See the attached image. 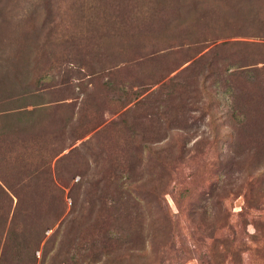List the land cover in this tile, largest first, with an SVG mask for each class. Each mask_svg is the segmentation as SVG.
I'll use <instances>...</instances> for the list:
<instances>
[{"label": "rangeland", "instance_id": "374dc122", "mask_svg": "<svg viewBox=\"0 0 264 264\" xmlns=\"http://www.w3.org/2000/svg\"><path fill=\"white\" fill-rule=\"evenodd\" d=\"M70 1L54 14L60 34L25 50L35 0H0L13 28L0 94L41 95L0 140L11 173L0 264H264V37L194 40L216 19L199 0L194 32L161 29L159 4L129 9L120 27L80 19L104 0ZM237 1L216 5L234 17L264 5ZM12 228L21 236L5 239Z\"/></svg>", "mask_w": 264, "mask_h": 264}, {"label": "trees", "instance_id": "16d2710c", "mask_svg": "<svg viewBox=\"0 0 264 264\" xmlns=\"http://www.w3.org/2000/svg\"><path fill=\"white\" fill-rule=\"evenodd\" d=\"M62 0H35V2L31 3V7L27 9V16H26V25L24 26V31L26 35V43H25V50L30 49V43L28 40H37L36 36L41 33V35L45 31V37H51L52 35L59 33L60 30L57 31V29L54 27L53 21H54V14L56 13L57 10L60 9V5H62ZM164 1V2H161ZM70 2H76L75 0H71ZM230 3L231 0H228ZM243 0H238L237 3H242ZM199 3L201 5H204L207 7L210 6L209 10L211 11L212 14L216 15V19L212 22V24L208 25V28L206 31H204V34L209 35L204 39V37L200 39H195L196 41H202L204 43L206 40L210 42H215L218 39L222 38H228L236 35H243V36H251V37H256V38H261L264 37V5L262 6V2H260V5L254 7L251 9L252 6L246 7L243 9L242 7L239 8L236 6V11L239 13V16L234 17V12L231 11V5L230 7L227 6L226 4L224 5H216L217 0H199ZM79 4V3H78ZM99 4L98 0H94L92 3H90V7L96 8ZM149 4H159L163 7H165L166 11L163 13V17H158V22L161 24V29L165 30L168 28H171L172 31L177 29L178 26H184L181 27L182 31L184 29L189 30L190 32H194V26L191 22V20H200L197 16L192 15L190 13L191 10L189 9V0H104L103 2V7L97 11L94 10V15L92 16V19L90 17H86L82 15L80 19L83 18H88L96 23V25H101V26H114V24H118V26L124 25V17H121L123 13L129 12V9L136 7H148ZM80 5V4H79ZM256 8V9H255ZM8 10L6 5L2 8H0V60L3 54L5 53L4 51L7 49L2 42L1 39L5 35V33L10 30V32H13V28L11 29V21L10 17L11 14L9 12H4L3 10ZM66 12V7L62 8V10ZM194 10H198V8H195ZM193 11V9H192ZM170 13V14H169ZM166 14H169L168 16H165ZM248 14V16H247ZM250 14L252 15L250 17ZM240 15H242L243 20L237 22L240 19ZM56 16H61L56 13ZM148 19V18H145ZM180 29V28H179ZM5 30V31H4ZM179 36V39L183 40V37L181 35ZM8 37V36H7ZM44 38V37H43ZM9 39V37H8ZM25 40V37H24ZM48 39L44 38L43 43L46 44ZM42 44H36L33 47L38 51L40 48L43 46ZM198 44V42H194L196 45H202ZM10 44L12 43L9 41L8 42V48L10 47ZM14 50V49H13ZM27 55V52H25V55L22 54L18 56L17 60H15V64L18 62H21L23 64H26L25 56ZM19 57H23L22 59L19 60ZM14 57V55L11 57ZM18 70V68H17ZM4 74V73H2ZM1 74L0 80L3 79V76ZM41 95L37 92H32L30 90H24V91H15L13 93L0 94V120L3 121L4 125L0 126V140L2 137H4L6 134V139L8 138L7 136L12 134L13 132L10 133L11 129H7L5 125H9V121L11 120L12 117H18L20 114V110L22 107L27 104L26 102L30 101L32 98H39ZM12 125V124H10ZM4 148L3 146H0V185L1 183L5 185V181L10 178L11 173H10V164L5 163L4 160ZM12 171V170H11ZM14 172V171H12ZM20 179V178H18ZM18 179L16 181H11V188H15L17 184H20ZM10 181V179H9ZM8 182V181H7ZM32 185V184H31ZM30 185V186H31ZM30 186L25 188L27 191L26 193L29 194L30 192ZM32 187V186H31ZM4 193V190H2V187L0 186V192ZM32 192L35 191V188L31 189ZM15 193V192H14ZM25 193V191H24ZM16 194V193H15ZM1 196V194H0ZM16 204L17 202H22V204L27 207V209L30 207V203H27L26 200L18 199V195ZM5 196H3L4 198ZM6 200V197H5ZM7 200L10 202L11 198H7ZM2 199L0 198V236L4 235L6 232L7 227L11 225V222L8 223L7 221V213L6 209H4L3 205L1 204ZM18 206V205H17ZM26 209V210H27ZM13 225V224H12ZM8 231V230H7ZM32 232V234H30ZM29 235L34 234V239L37 238L36 230L35 227L30 229ZM18 235L21 236V233H18L16 229L13 228L12 230L9 231V234L5 237V239L9 235ZM31 242V247L32 244L35 242V240ZM34 249L31 248V254ZM133 249H131L129 252H127L128 259L131 258L132 256ZM137 255L139 256V249L137 248L136 250ZM119 260H121L119 258Z\"/></svg>", "mask_w": 264, "mask_h": 264}]
</instances>
